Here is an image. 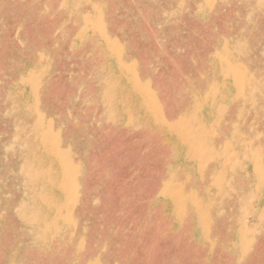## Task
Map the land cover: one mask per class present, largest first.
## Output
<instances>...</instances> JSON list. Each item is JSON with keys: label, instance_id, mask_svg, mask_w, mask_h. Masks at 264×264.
Listing matches in <instances>:
<instances>
[{"label": "rangeland", "instance_id": "obj_1", "mask_svg": "<svg viewBox=\"0 0 264 264\" xmlns=\"http://www.w3.org/2000/svg\"><path fill=\"white\" fill-rule=\"evenodd\" d=\"M0 264H264V0H0Z\"/></svg>", "mask_w": 264, "mask_h": 264}]
</instances>
